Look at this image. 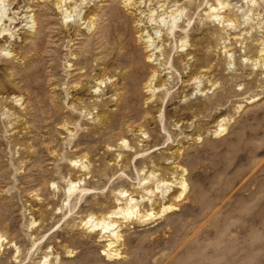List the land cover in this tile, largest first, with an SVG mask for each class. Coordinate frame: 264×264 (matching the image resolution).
I'll return each mask as SVG.
<instances>
[{
    "label": "rangeland",
    "instance_id": "rangeland-1",
    "mask_svg": "<svg viewBox=\"0 0 264 264\" xmlns=\"http://www.w3.org/2000/svg\"><path fill=\"white\" fill-rule=\"evenodd\" d=\"M54 1L0 0V264H264V0Z\"/></svg>",
    "mask_w": 264,
    "mask_h": 264
},
{
    "label": "bare ground",
    "instance_id": "bare-ground-1",
    "mask_svg": "<svg viewBox=\"0 0 264 264\" xmlns=\"http://www.w3.org/2000/svg\"><path fill=\"white\" fill-rule=\"evenodd\" d=\"M3 1V0H2ZM64 1L66 2V0H55L54 1V5L56 6V8L58 9V11H60V12H62V13H64V17L65 18H68L69 17V15H70V13H68L67 12V9H65L64 8ZM72 1V0H71ZM162 1V0H161ZM68 2V1H67ZM66 2V3H67ZM70 2V1H69ZM73 2V1H72ZM179 1L178 0H164V3H162V4H160L159 5V7L161 8L162 7V9H161V11L162 10H164V11H172V10H167L169 7H171V6H173V5H177V3H178ZM129 3V2H128ZM18 4V3H17ZM219 4V3H218ZM221 4H225L224 2H220V5ZM12 5V4H11ZM76 6V5H75ZM76 8V7H75ZM220 8V7H219ZM29 8H27L26 10H28ZM215 9H216V7H215ZM30 10V9H29ZM69 10V9H68ZM33 18V17H32ZM10 19V18H9ZM1 21H2V17L0 16V35H1V33L3 32V28H2V25H1ZM145 29V28H144ZM142 31V30H141ZM157 31V30H156ZM143 34V33H142ZM145 37H146V39L144 40V42L145 43H150V45H149V47H151L152 45H153V43H151V40H150V38L151 37H153V36H149V34H146L145 33V31H144V34H143ZM150 35H151V33H150ZM156 48V47H155ZM154 77H155V75H154V73H153V77H152V79H150L146 84H145V88L147 89V90H150L151 88H152V82H153V80H154ZM124 194V193H123ZM134 208H136V205H130V206H128V207H126V208H124L123 209V211H124V213H127V214H131L132 212H134ZM172 208V206H168V207H166L165 208V210H168V209H171ZM115 211V210H114ZM119 211H121V210H119ZM123 211H122V214H123ZM112 212V211H111ZM113 214H118L117 212H113ZM111 215V214H110ZM113 217V216H112ZM92 219V218H91ZM89 221V220H88ZM92 221H94V220H92ZM87 222V221H86ZM97 222V221H96ZM93 223V222H92ZM100 225H102V227H101V229H103V232L104 233H106V232H108V229L110 228V227H112V226H114V223L113 224H111L110 223V221L107 223V222H101L100 223ZM96 226H99V225H97V224H95L94 225V227H96ZM97 228V227H96ZM111 229V228H110ZM101 231V230H100ZM103 234V233H102ZM111 235H112V237H111V239H107L108 240V242H107V244H106V247L107 248H105V250H104V253H105V255L107 256L108 255V258L110 257V256H115L116 257V255H119L116 251H115V249L113 250L112 249V247H113V244L115 243V241H116V239L117 238H119L118 236H119V234H117L116 233V231H112V233H110ZM109 236V235H108ZM115 238V239H114ZM106 239V238H105ZM110 255V256H109Z\"/></svg>",
    "mask_w": 264,
    "mask_h": 264
}]
</instances>
